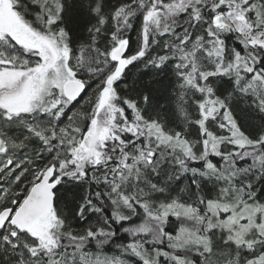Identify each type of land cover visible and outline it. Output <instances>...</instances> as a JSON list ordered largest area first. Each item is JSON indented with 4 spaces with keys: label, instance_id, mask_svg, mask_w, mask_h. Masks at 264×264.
<instances>
[{
    "label": "snow or ice",
    "instance_id": "snow-or-ice-1",
    "mask_svg": "<svg viewBox=\"0 0 264 264\" xmlns=\"http://www.w3.org/2000/svg\"><path fill=\"white\" fill-rule=\"evenodd\" d=\"M0 264H264V0H0Z\"/></svg>",
    "mask_w": 264,
    "mask_h": 264
}]
</instances>
